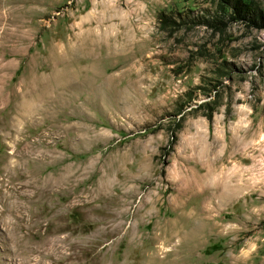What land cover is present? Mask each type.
I'll return each instance as SVG.
<instances>
[{
  "label": "rangeland",
  "instance_id": "rangeland-1",
  "mask_svg": "<svg viewBox=\"0 0 264 264\" xmlns=\"http://www.w3.org/2000/svg\"><path fill=\"white\" fill-rule=\"evenodd\" d=\"M1 181L0 264H264V0H0Z\"/></svg>",
  "mask_w": 264,
  "mask_h": 264
},
{
  "label": "bare ground",
  "instance_id": "bare-ground-1",
  "mask_svg": "<svg viewBox=\"0 0 264 264\" xmlns=\"http://www.w3.org/2000/svg\"><path fill=\"white\" fill-rule=\"evenodd\" d=\"M107 21H110V20H107ZM107 21L105 19H103V18L95 21V23L97 24V26L95 27V31L91 30L89 33L87 32L88 34L84 37L85 39L82 40V45L79 48V50H83L84 52L80 53V52L76 51V53H78L79 55H82V56H86L87 55L86 52H88V54L96 53L98 50L102 49L103 47H106L107 50H108L107 53H109L110 55L113 54V55L117 56L116 54H118L120 52H124V51H126L128 49V47L131 45V43H133L131 40H128L125 44L124 43L122 44V43H120V37H119L120 34L118 35V33H117V34L113 35L111 32H107V31L106 32H102L103 31L102 30V26ZM111 22L113 24H115L113 19H111ZM115 27H118V26H115ZM104 31H105V29H104ZM80 43H81V41L78 42L77 44L80 45ZM89 51L91 53H89ZM72 52H73L72 49H69V53L68 54L71 55ZM92 55L93 54H91V56ZM95 75L99 76V73L95 72L91 76L95 79L96 78ZM73 77L76 78L75 75ZM2 184H3V181L0 182V186L1 187H3ZM228 187L234 188L235 186L229 185ZM17 190H19V188ZM16 208H17V211H20L21 210L20 204L17 205Z\"/></svg>",
  "mask_w": 264,
  "mask_h": 264
},
{
  "label": "trees",
  "instance_id": "trees-1",
  "mask_svg": "<svg viewBox=\"0 0 264 264\" xmlns=\"http://www.w3.org/2000/svg\"><path fill=\"white\" fill-rule=\"evenodd\" d=\"M228 2V0H226ZM205 106L207 108V111L203 114V116L207 119L210 129L212 127V122H213V115L215 113V102H206L203 103L201 107ZM185 121V116L183 115L179 121L176 123L175 128L172 130L171 133V141L169 143V151H168V155L170 154V152L173 151V148L177 142V133L182 129L183 127V123ZM212 251V250H211Z\"/></svg>",
  "mask_w": 264,
  "mask_h": 264
}]
</instances>
